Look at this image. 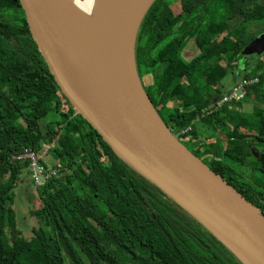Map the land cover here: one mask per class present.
<instances>
[{
  "label": "trees",
  "instance_id": "obj_1",
  "mask_svg": "<svg viewBox=\"0 0 264 264\" xmlns=\"http://www.w3.org/2000/svg\"><path fill=\"white\" fill-rule=\"evenodd\" d=\"M262 31L264 0H155L137 33L134 64L172 133L264 214V183L245 171L259 146L255 169L264 174V108L249 115L236 110L253 94L264 103V53L245 57L242 79H259L246 96L214 105L228 90L220 88L216 67H223L220 74L237 70L245 45ZM190 40L199 53L189 60L183 53ZM188 126L192 130L180 133ZM199 139L206 140L202 151L191 150L188 144ZM44 144L60 171L35 187L41 224L26 239L13 205L27 162L12 156ZM94 173L99 182L88 178ZM233 245L129 165L76 111L40 52L20 0H0V264H245Z\"/></svg>",
  "mask_w": 264,
  "mask_h": 264
},
{
  "label": "water",
  "instance_id": "obj_2",
  "mask_svg": "<svg viewBox=\"0 0 264 264\" xmlns=\"http://www.w3.org/2000/svg\"><path fill=\"white\" fill-rule=\"evenodd\" d=\"M20 2L40 52L76 111L129 165L199 213L233 244L252 250L264 262V214L172 133L135 71L134 81L126 84L105 69L65 19L56 0ZM154 2L137 1L129 18L134 30ZM263 53L264 31L242 50L244 56ZM131 59L134 61L132 50ZM122 142L188 198L144 170L138 159L123 149Z\"/></svg>",
  "mask_w": 264,
  "mask_h": 264
},
{
  "label": "rangeland",
  "instance_id": "obj_3",
  "mask_svg": "<svg viewBox=\"0 0 264 264\" xmlns=\"http://www.w3.org/2000/svg\"><path fill=\"white\" fill-rule=\"evenodd\" d=\"M77 1H79V3H81L82 5L85 2L84 0H77ZM78 6L77 7L74 6V10L79 11ZM81 10L84 15L83 26L87 30V32L85 33H90V35L93 38L95 37L98 38L100 35H102V33H105L106 24L104 23V21H102L104 12L101 11L102 10L101 2H97L94 5H91L90 7L85 6ZM215 17L218 21L224 16L215 15ZM141 22L138 23V25L135 28L134 39H133V43L131 47L132 56H133V51L135 50L136 37L140 29ZM150 30H151V24L146 27L145 32L148 33ZM242 31L243 30H241L240 32ZM198 53H199V49L196 43L194 42V40H190V43L187 45V49L184 51L183 55H185V57L190 60L196 57ZM245 57L246 56L243 55V57L240 58L239 61L235 63L237 66V70L233 69V70H229L228 72L226 71L220 74L222 72L221 70H223V67H216L217 72L215 71V73H216L218 80L220 81L219 86L222 90L229 89V87H231L234 83L242 79L243 75L245 74V64H246ZM195 60L196 58L193 61ZM132 63H133L134 71L138 77V80H140L142 84L140 73L136 70L133 59H132ZM208 69H209V66H206L205 71H207ZM199 75H201L200 77H202L201 79H203L202 74L200 73ZM146 84L149 88V92L151 93L152 89L150 88V78L147 79ZM142 87H143V84H142ZM145 93L147 94L146 91ZM253 96L255 97V94H253ZM254 97L253 99L249 101H245L242 104L241 109L236 107V110L237 111L242 110L244 113L249 115L252 112H254L256 108H264V103L261 100H256ZM44 107L45 105H42V104L39 105V111L41 114H45ZM42 130L43 132L46 131L45 126H42ZM175 135L178 137L177 134ZM205 141H206L205 139H199L196 142H192L191 144H188V146L191 150H192V147L194 146L197 148V151L200 152L202 151V145L204 144ZM259 153H260L259 146H254L253 156L251 158L252 165L250 167H246L245 171L250 174L249 176L250 179H253V180L256 179L264 183V174L260 172L259 170L255 169V164L259 160ZM47 160L50 165L57 163V161L55 160V158L52 156L51 153H49V155L47 156ZM86 178L87 176H84L83 180H86ZM88 178H92L99 182V179H98L99 176L96 173L88 175ZM14 191H15V201H14L13 207L15 211L14 220L16 223V227L20 230V232L26 239H30L33 236V228L38 227L41 224L40 217L42 216V213L41 211H38V212L36 211V209H39V205L37 203V195L35 192V186L33 183L32 173L28 169H23L21 171L19 182L14 188ZM30 194L31 196H29ZM12 227H14V224H10V227H9L10 230ZM233 248L236 251V253L239 255V257L241 258V260L244 261L245 264H250V261L247 257V251L244 247H242L241 245L235 242L233 245Z\"/></svg>",
  "mask_w": 264,
  "mask_h": 264
},
{
  "label": "bare ground",
  "instance_id": "obj_4",
  "mask_svg": "<svg viewBox=\"0 0 264 264\" xmlns=\"http://www.w3.org/2000/svg\"><path fill=\"white\" fill-rule=\"evenodd\" d=\"M84 1L82 5L77 0H56L65 19L86 43L100 64L120 81L131 84L132 80L134 81L131 47L135 30L130 25L129 18L138 0ZM97 2L102 3L101 11L104 12L102 21L106 24V29L105 33H102L98 38H93L90 33H85L87 30L83 26L84 15L81 9L85 6L90 7ZM74 6H78L79 11L74 10ZM122 146L131 157L138 159L137 161L142 164L144 170L150 172L167 187L181 194L167 179L159 175L146 162L139 158L128 145L122 142ZM182 196L188 198L185 194ZM201 210L208 218L213 219L205 210ZM226 233L234 238L230 232L227 231ZM249 251H247V257L250 264H264L258 255H255L252 250Z\"/></svg>",
  "mask_w": 264,
  "mask_h": 264
},
{
  "label": "built area",
  "instance_id": "obj_5",
  "mask_svg": "<svg viewBox=\"0 0 264 264\" xmlns=\"http://www.w3.org/2000/svg\"><path fill=\"white\" fill-rule=\"evenodd\" d=\"M258 78L241 79L234 83L226 92L214 101L216 107H222L231 102L241 101L247 93V86L258 82ZM210 110L208 113H210ZM192 130V126L181 129L180 133H186ZM51 145H42L39 149L34 147L24 148L21 152L14 154L12 160L27 162V167L32 173L33 183L35 187L43 186L49 179L57 175L60 171L55 164L50 165L47 156Z\"/></svg>",
  "mask_w": 264,
  "mask_h": 264
}]
</instances>
